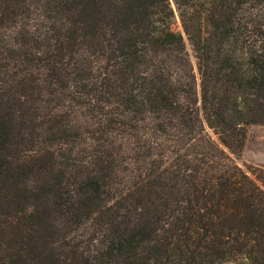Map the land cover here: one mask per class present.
Returning a JSON list of instances; mask_svg holds the SVG:
<instances>
[{
  "label": "trees",
  "instance_id": "obj_1",
  "mask_svg": "<svg viewBox=\"0 0 264 264\" xmlns=\"http://www.w3.org/2000/svg\"><path fill=\"white\" fill-rule=\"evenodd\" d=\"M171 1L0 0V264H264V0Z\"/></svg>",
  "mask_w": 264,
  "mask_h": 264
},
{
  "label": "rangeland",
  "instance_id": "obj_2",
  "mask_svg": "<svg viewBox=\"0 0 264 264\" xmlns=\"http://www.w3.org/2000/svg\"><path fill=\"white\" fill-rule=\"evenodd\" d=\"M173 29L180 31L177 17ZM237 162L240 167L250 166L264 170V126H251L247 129L243 153Z\"/></svg>",
  "mask_w": 264,
  "mask_h": 264
},
{
  "label": "water",
  "instance_id": "obj_3",
  "mask_svg": "<svg viewBox=\"0 0 264 264\" xmlns=\"http://www.w3.org/2000/svg\"><path fill=\"white\" fill-rule=\"evenodd\" d=\"M170 3H171V6H172V8L174 9V7H173V4H172V1L170 0Z\"/></svg>",
  "mask_w": 264,
  "mask_h": 264
}]
</instances>
